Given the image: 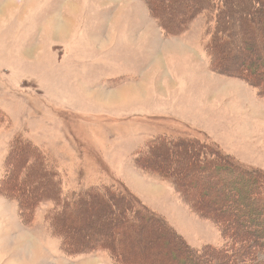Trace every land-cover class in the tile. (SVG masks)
<instances>
[{
    "label": "rangeland",
    "instance_id": "374dc122",
    "mask_svg": "<svg viewBox=\"0 0 264 264\" xmlns=\"http://www.w3.org/2000/svg\"><path fill=\"white\" fill-rule=\"evenodd\" d=\"M261 77L264 0H0V264H245Z\"/></svg>",
    "mask_w": 264,
    "mask_h": 264
},
{
    "label": "trees",
    "instance_id": "16d2710c",
    "mask_svg": "<svg viewBox=\"0 0 264 264\" xmlns=\"http://www.w3.org/2000/svg\"><path fill=\"white\" fill-rule=\"evenodd\" d=\"M154 18H156V17H154ZM156 19H158V18H156ZM158 21H159V19H158ZM219 36V35H218ZM212 37H213V35H212ZM217 46V45H216ZM215 46V47H216ZM258 47V46H257ZM251 52L248 50L245 54H243L242 56H244V58L246 59V58H250L251 59V57H249V54H250ZM246 55V56H245ZM241 56V57H242ZM230 57L228 56V57H223V59H224V61H226V60H228ZM252 58H254V57H252ZM253 60V59H252ZM228 62H229V64L230 63H232L231 62V58L228 60ZM240 64H242V63H240ZM240 64L238 65V66H240ZM234 69V68H233ZM262 78V80L264 81V77H261ZM255 80H260L259 78H254ZM153 141V142H152ZM151 142L152 143H154V144H157L158 142H157V139H153ZM23 151V150H22ZM211 154H212V152H210ZM220 156H222L223 157V159H226V160H228L229 161V164H230V169H234L235 171H237V174L239 175V177L240 178H238L237 180H238V182L239 183H241V184H243V183H245L244 181H250V180H252V182H250V184L251 183H253V184H255V185H253V187H252V189H253V191H258V192H260V193H262L263 194V185H260V184H258L257 185V182L259 181V179H260V175H262V173L260 172V173H258L257 172V170L256 169H248V168H244V167H242V166H240V165H238V164H235V162H232V161H230L228 158H226L225 156H223V155H220V154H218V153H215V154H212V160L213 161H215L216 163H217V160H220V159H217V157L218 158H220ZM137 159V158H136ZM141 159V160H140ZM142 161V158H141V155L138 157V159L136 160V166H138L139 168H142V170H146L145 168H143V167H141L140 166V162ZM134 162H135V160H134ZM215 163V164H216ZM214 164V165H215ZM215 168H217L218 170H221V168H218V167H215ZM229 168V167H228ZM156 170V172L158 173V171H157V169H155ZM245 170V171H244ZM238 172H242V173H247V175H245V174H240V173H238ZM259 175V176H258ZM257 186H263V187H257ZM235 190H237V189H235ZM228 192H229V190H227ZM242 191H244V190H242ZM109 192H110V194H112L115 198H116V200H122V195L121 194H118L116 191H114L112 188H110L109 189ZM245 192V191H244ZM246 193L247 194H251L252 192H250V191H247L246 190ZM88 194H90V200H92V199H97V200H100V201H98V202H101V203H104V200H106V201H110L109 199H111L110 197H107V195H103V194H101V195H98V194H95V193H93V192H89ZM250 197H251V199H256V200H258V202H260V201H262V200H264L260 195H258V194H254V195H250ZM34 200V197L33 198H31V200L30 201H33ZM67 200H70V201H76V202H78V198H73V199H67ZM112 200V199H111ZM249 199H246V201H248ZM113 201V200H112ZM122 202H124V203H122V204H117L116 206V208H117V210H118V213H119V215H120V217L118 216V218H119V220H118V223L116 224L117 226L116 227H118L119 229H121V228H123V227H129V226H133L134 224H137V223H141V224H143V225H145V226H147L146 224H144V223H150L151 221H154V220H157V221H161V222H164L163 220H162V218H157V216H154V215H151V213H149V212H145L144 210H142L141 208H138V207H131V206H129V203L128 202H130V199L128 198L127 200H122ZM114 203V202H113ZM230 204H233L232 202H229ZM106 204V203H105ZM107 205V204H106ZM109 205V204H108ZM228 205V204H227ZM74 206H75V208H76V203L74 204ZM231 209V208H230ZM219 210H220V207H219ZM236 209H234V210H232L231 209V211L229 210V211H226V213H227V215L229 216V219H230V215L232 214V213H234L235 212V214H236V216H238L240 213L241 214H245L246 212H236L235 211ZM61 217H64V216H61ZM65 218V217H64ZM165 223V222H164ZM141 224H139L137 227L138 228H140L142 225ZM163 224V223H162ZM157 226H160V224H158ZM248 226H250V222L248 223ZM247 226H244V223L242 222V221H239V222H236V234L238 235V236H242L245 240H248L249 241V247H251V248H253L252 249V251H247L248 252V254H247V256H246V258L247 259H245V264H252L253 262H255L256 261V258H257V255L258 254H260V253H262L263 255H264V229H262V230H260L259 232L258 231H248L250 228H246ZM251 227V226H250ZM58 233V232H57ZM122 233V232H121ZM117 234H120V232H118V233H115V235H117ZM82 236H87L86 234H81ZM80 235V236H81ZM66 237L67 238H69V236H67L66 235ZM79 237V236H78ZM80 238V237H79ZM65 239V238H64ZM70 240L72 239V237H70L69 238ZM244 243H245V241H244ZM65 244H66V242H65ZM68 247H70V245H67ZM172 248H175V247H172ZM74 249H77L76 247H74ZM185 250H187L188 252H191L187 247H186V249ZM76 252V250H74L73 251V254H76L75 253ZM77 253H79V252H77ZM191 254V257H190V259H196L193 255H192V253H190ZM176 257H178V256H176ZM257 260H258V258H257ZM258 261H260V260H258ZM240 263H241V261H240ZM195 264H203L202 262H198V263H195ZM241 264H244V263H241Z\"/></svg>",
    "mask_w": 264,
    "mask_h": 264
},
{
    "label": "crops",
    "instance_id": "0c3cea01",
    "mask_svg": "<svg viewBox=\"0 0 264 264\" xmlns=\"http://www.w3.org/2000/svg\"><path fill=\"white\" fill-rule=\"evenodd\" d=\"M110 4H111V3H110ZM74 5H76V6L78 7V6H79V3H74ZM77 7H76V8H77ZM120 85H122V84H120ZM120 85H119V86H120ZM119 86H118V87H119Z\"/></svg>",
    "mask_w": 264,
    "mask_h": 264
},
{
    "label": "bare ground",
    "instance_id": "6f19581e",
    "mask_svg": "<svg viewBox=\"0 0 264 264\" xmlns=\"http://www.w3.org/2000/svg\"><path fill=\"white\" fill-rule=\"evenodd\" d=\"M173 15V14H172ZM60 27V26H59ZM188 173H190V172H188Z\"/></svg>",
    "mask_w": 264,
    "mask_h": 264
}]
</instances>
